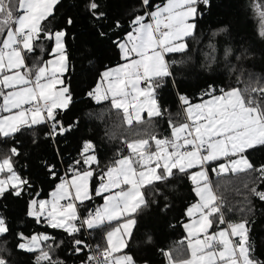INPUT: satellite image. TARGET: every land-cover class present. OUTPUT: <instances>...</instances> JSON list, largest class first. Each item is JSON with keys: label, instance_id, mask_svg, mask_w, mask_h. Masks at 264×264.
Masks as SVG:
<instances>
[{"label": "snow or ice", "instance_id": "snow-or-ice-1", "mask_svg": "<svg viewBox=\"0 0 264 264\" xmlns=\"http://www.w3.org/2000/svg\"><path fill=\"white\" fill-rule=\"evenodd\" d=\"M213 5L0 0V264H20L21 256L30 264L73 257L79 264H153L154 252L165 264H264L250 216L255 202L264 204V74L247 70L257 44L264 55V0L249 4L257 21L252 42L236 39L224 21L202 33ZM101 46L114 48L119 62L104 65L95 85L77 93L74 52L93 65ZM219 66L234 86L208 83L194 98L179 90V76ZM168 87L175 111L163 95ZM78 97L107 102L112 122L104 136L120 145L107 162L93 138L79 135L83 117L70 115ZM162 125L168 135L158 131ZM184 178L197 199L179 222L183 239L164 247L152 221L177 227L169 213ZM46 183L53 186L45 194ZM235 197L238 221L228 216ZM36 226L51 231H29ZM93 234L100 243L84 238Z\"/></svg>", "mask_w": 264, "mask_h": 264}, {"label": "trees", "instance_id": "trees-1", "mask_svg": "<svg viewBox=\"0 0 264 264\" xmlns=\"http://www.w3.org/2000/svg\"><path fill=\"white\" fill-rule=\"evenodd\" d=\"M159 2V0H157ZM251 0H214V5L209 13L205 15L204 20L201 24V31L207 34L210 29L215 28L221 21L230 23L232 31L236 39L248 38L249 42L257 40L255 33L257 30V21L253 13L249 10V4ZM205 43L207 41L205 40ZM261 47L257 44L256 55L252 60V64L247 68L249 72H253L256 75L264 74V55H261ZM94 64L89 65L87 61L83 60L79 53L74 52L73 63L75 64V70L72 73V87L77 93H81L84 90L95 85L98 72L103 70L104 65L113 66L119 62V56L114 48L109 47H98L96 50V56L93 58ZM199 73V74H197ZM212 76L214 79L209 80L207 77ZM180 83L178 88L181 92L187 93L191 97H196L201 88L206 86L208 83H215L217 86H229L235 85L234 79L228 75L227 69L222 66L217 68L216 72L208 73L203 72L199 67L191 73L184 74L177 78ZM167 100V106L171 107L173 111L176 110V96L175 90L172 87H168L163 93ZM93 113V119H89L88 113ZM70 115H78L83 117L82 130L79 133L81 137L93 138L99 145L100 157L105 162L111 160L114 156L115 150L119 147V142L109 141L105 136L104 132L108 130L111 122L112 115L108 112L107 102L101 105H96L92 102L85 101L80 103L78 97L76 111ZM164 135H168V129L166 125L158 130ZM79 141H72V153L73 155L79 149ZM30 168L33 174L37 170V161L35 156L29 161ZM213 180L217 178L215 175L212 176ZM51 184H44L45 194L51 190ZM193 185L191 182L184 178L178 185L176 192L175 207L169 213V219L171 222L176 223L175 229L160 227L159 220L153 219V224L157 226V239L161 241V245L164 247L174 246L176 242L183 239L185 232L180 226L179 222L185 221L187 218L184 217V209L186 205L195 203L196 197L192 192ZM227 195V193H226ZM101 202L100 199L96 200L98 205ZM232 205L234 211L229 213L228 216L233 221H238L242 214L238 209L242 206L241 198L235 197L232 199ZM251 218L255 221V235L260 241H264V204L255 202L253 211L250 214ZM223 227V226H221ZM51 231L49 229H43L36 226L34 229L29 231ZM85 239L89 240L91 244L101 242V237L98 234L92 236H85ZM137 249L134 246V251ZM62 257L66 256L67 253L61 252ZM83 258V257H81ZM153 264H165V260L158 253L152 254ZM20 264H30L28 256L20 257ZM68 264H79L78 258H71L68 260Z\"/></svg>", "mask_w": 264, "mask_h": 264}, {"label": "crops", "instance_id": "crops-1", "mask_svg": "<svg viewBox=\"0 0 264 264\" xmlns=\"http://www.w3.org/2000/svg\"><path fill=\"white\" fill-rule=\"evenodd\" d=\"M193 171H195V169H193ZM213 175H214V174H213ZM196 199H197V198H196ZM101 203H102V200H101V202H100L99 204H101ZM99 204H98V205H99Z\"/></svg>", "mask_w": 264, "mask_h": 264}, {"label": "built area", "instance_id": "built-area-1", "mask_svg": "<svg viewBox=\"0 0 264 264\" xmlns=\"http://www.w3.org/2000/svg\"><path fill=\"white\" fill-rule=\"evenodd\" d=\"M87 240V239H86ZM89 243H91L89 240H87Z\"/></svg>", "mask_w": 264, "mask_h": 264}]
</instances>
